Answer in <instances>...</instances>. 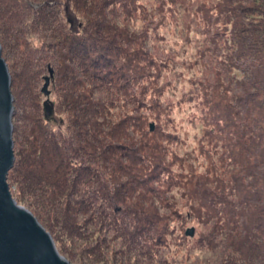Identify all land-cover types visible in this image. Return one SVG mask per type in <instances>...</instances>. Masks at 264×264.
Returning a JSON list of instances; mask_svg holds the SVG:
<instances>
[{"label": "trees", "instance_id": "obj_1", "mask_svg": "<svg viewBox=\"0 0 264 264\" xmlns=\"http://www.w3.org/2000/svg\"><path fill=\"white\" fill-rule=\"evenodd\" d=\"M65 1L0 0V45L14 97L15 162L7 179L12 196L60 244L58 251L70 263L85 264L79 261L81 255L94 257L91 245L99 257L104 255L106 240L90 244L95 241L92 227L100 233L114 231L126 245L124 258L141 255L155 261L158 256L152 247L147 248L148 242L164 245L168 229L160 225L164 217L158 209L153 213L143 202L170 206L165 196L152 194L155 202L148 196L154 192L149 182L159 180L168 170L167 148L157 140L153 145L149 140L128 145L127 118L116 121L117 115L112 113L122 102L135 104L130 88L152 75L157 65L144 50L151 26H144L140 34L125 25L142 9L136 4L138 0H69L68 8ZM219 8L232 22L235 68L247 74L236 77L237 86L247 95H233L225 107L222 103L227 96L222 95L215 120L222 127L219 130L225 133L228 127L229 135L236 137L235 141L229 138L228 158L235 169L243 168L231 177L238 199L224 201L228 217L226 230L221 228L225 232L218 233L222 239H206V243L202 239L200 243L219 254V264H264V172L259 188L260 178L248 165V156L255 155L248 144L259 125L254 116L257 107V117L264 119V101L262 106L255 100L248 106L249 98L259 93L254 97L250 91L258 85L264 97V0H222ZM67 9L73 17L66 16ZM250 14H257L260 24L253 23L249 29L245 21ZM147 16L148 11L145 21ZM33 36L42 41L40 48L33 46ZM49 66L54 71L52 85L59 94L52 114L42 104L40 89ZM244 67L251 69L249 74ZM242 109L247 111L243 118L239 117ZM55 126L61 127L57 130ZM223 139L220 136L218 141ZM244 153L247 160L241 158ZM248 176L254 181L249 191L245 188ZM204 180L198 177L191 194L195 201H201V208L214 201L210 195L221 192L211 191ZM137 186L143 191L138 192ZM200 207L192 210L201 218Z\"/></svg>", "mask_w": 264, "mask_h": 264}, {"label": "rangeland", "instance_id": "obj_2", "mask_svg": "<svg viewBox=\"0 0 264 264\" xmlns=\"http://www.w3.org/2000/svg\"><path fill=\"white\" fill-rule=\"evenodd\" d=\"M221 2L222 0H138L136 4L144 10L134 13V16L128 18L129 21L124 22L131 30L140 34L144 26L145 28L151 26L144 50L157 60V65L156 70L152 71V67L149 68L152 75L138 81L134 89L130 88V94L137 100L135 104L126 106L122 102L117 108L112 109V113L117 115L116 121L127 118L125 127L129 130L128 145L140 143L142 140L144 142L149 140L153 145L157 140L167 148L165 160L168 170L160 175L159 180L154 178L149 182L154 192L149 193L148 196L153 202L155 199L151 197L152 194L158 193L161 198L165 196L170 206L164 207L158 204L152 206L149 201L143 203L145 208H150L153 213L155 208L158 209L164 217L160 225H166L168 234L164 245L158 246L152 241L148 242L147 248L152 247L151 250L158 256L155 261L150 262L147 256L141 255H133L131 259L124 258L126 245L115 237L114 231L106 230L100 233L97 228L92 227L91 235L95 241L92 240L90 244H95L101 241L100 239L106 240L103 246L107 249L104 250V255L99 257L100 255L91 245L94 257L81 255L78 256L79 261L85 264H115L117 259L119 264L220 263V261L218 263L219 254L209 252L208 245L205 246L206 250L201 246L204 242L201 244L200 241L203 239L206 243V239H215L218 242L222 239L221 236L218 237V233L225 232L221 228L226 230L225 223L228 217L225 213L228 205L224 201H237L238 196L230 185L231 177L243 167L235 169L234 165H231L226 146L232 136L229 135L227 126L225 133L219 130L222 127H219L217 119L215 120V116L219 114L216 108L217 103L221 104V98L225 96L227 98L222 103L224 107L233 95L239 94L243 97L247 95L244 91H240V86H237V78L245 77L246 73L235 68L236 47L232 42V22H229L228 14L219 8ZM244 4L250 6L251 2ZM68 6L69 0H66L65 7ZM146 10L149 12L147 21L144 20ZM67 11L66 16L73 17V13L69 9ZM245 22L249 29L253 23L260 24L257 14L248 15ZM32 39L34 47L42 46V41L37 36H33ZM232 63H235L234 67ZM242 70H246L248 74L251 71L249 67L247 69L244 67ZM48 75V71L44 72V77ZM44 77L40 82V89L45 84ZM248 77L252 78V75ZM244 80L248 81V78ZM227 88L229 92L226 91ZM49 90L51 91L49 107L53 113L59 94L55 93L52 81ZM250 92L254 97L257 92L259 93L256 98H249L248 106L252 107L254 100L256 104L262 106L264 97L260 85L258 89H251ZM46 100L48 98L42 93L43 105ZM257 111L258 107L254 116L259 121V125L250 134L253 136V142L249 140L248 144L249 150H255V155L248 156V165L254 171V175L260 178L258 182L260 188L263 185L262 172H264V119L257 117ZM246 112L242 109L239 117L243 118ZM225 113L228 118L229 112ZM61 115L66 118V115ZM141 123H144V126ZM152 125L153 130H151ZM55 127L58 130L61 126ZM63 131L65 132V128ZM145 135L146 137L143 138ZM162 136H165L164 141L161 139ZM220 136L224 138L222 141H218ZM232 139L235 141L236 137ZM146 152L142 153L143 156L147 155ZM243 156L245 153L241 158ZM221 158L224 160L222 161ZM199 176L206 179L204 181L211 191L217 189L218 192L221 191L215 196H209L214 198V201H210L209 207L201 208L199 206L201 201H195L191 195ZM247 180L245 188L249 191L252 180L249 176ZM137 189L140 192L144 188L137 186ZM199 207L203 212L201 218L192 210ZM222 215L226 218L221 219ZM190 229L195 230L193 237L187 236V231ZM57 243L55 242L58 248L60 244L58 246ZM71 264L79 263L71 262Z\"/></svg>", "mask_w": 264, "mask_h": 264}, {"label": "water", "instance_id": "obj_3", "mask_svg": "<svg viewBox=\"0 0 264 264\" xmlns=\"http://www.w3.org/2000/svg\"><path fill=\"white\" fill-rule=\"evenodd\" d=\"M54 71L44 77L42 93L48 100L44 105L49 112L51 85ZM12 78L2 56L0 46V264H71L63 257L51 234L37 218L12 196L7 181L15 162L13 139L14 97ZM153 130V125L151 126ZM194 229L187 231L193 237Z\"/></svg>", "mask_w": 264, "mask_h": 264}]
</instances>
